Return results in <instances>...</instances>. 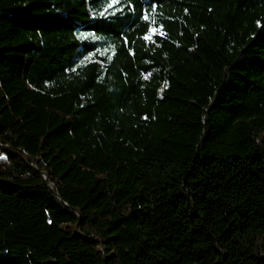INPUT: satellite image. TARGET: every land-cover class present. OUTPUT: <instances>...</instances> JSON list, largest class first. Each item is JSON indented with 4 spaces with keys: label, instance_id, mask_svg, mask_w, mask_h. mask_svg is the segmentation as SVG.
Returning a JSON list of instances; mask_svg holds the SVG:
<instances>
[{
    "label": "trees",
    "instance_id": "1",
    "mask_svg": "<svg viewBox=\"0 0 264 264\" xmlns=\"http://www.w3.org/2000/svg\"><path fill=\"white\" fill-rule=\"evenodd\" d=\"M0 264H264V0H0Z\"/></svg>",
    "mask_w": 264,
    "mask_h": 264
}]
</instances>
